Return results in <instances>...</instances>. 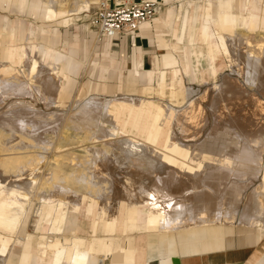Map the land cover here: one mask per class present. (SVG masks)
<instances>
[{
    "label": "bare ground",
    "instance_id": "bare-ground-1",
    "mask_svg": "<svg viewBox=\"0 0 264 264\" xmlns=\"http://www.w3.org/2000/svg\"><path fill=\"white\" fill-rule=\"evenodd\" d=\"M42 1L49 20L68 22L103 0ZM233 15L221 16L216 43L225 70L203 89L161 87L143 138L120 127L104 96L81 88L65 105L59 67L43 64L36 46L26 45L18 66L0 63V264L29 216L36 229L52 207L59 235L85 198L108 231L123 214L126 231L199 239L202 248L249 246L248 264L264 262V31ZM81 246L48 242L55 264H88ZM103 251L111 252L107 242Z\"/></svg>",
    "mask_w": 264,
    "mask_h": 264
},
{
    "label": "crops",
    "instance_id": "crops-1",
    "mask_svg": "<svg viewBox=\"0 0 264 264\" xmlns=\"http://www.w3.org/2000/svg\"><path fill=\"white\" fill-rule=\"evenodd\" d=\"M153 1L159 2L158 15L141 27L135 35V40V36L132 39L124 36L122 41L114 44L112 37H103L101 51L103 58L99 62H94L100 69L96 74V82L89 81L88 87L83 88L92 94L110 99L113 116L120 127L127 129L130 135L140 138L145 137L152 121L153 104L159 101L161 87H169L174 82L194 87L193 83L186 84L187 79L192 82L198 81L205 86L217 79L219 73L225 69L226 60L216 50V43L222 36L219 30L221 16L225 13L247 14L248 29L252 32L264 31V0ZM198 1L202 2L199 6L196 5ZM91 6L84 12H90ZM0 8L7 9L17 16L14 23L8 18L9 15L0 18V63L20 65L23 60L22 51L26 45H34L41 50L39 58L43 64L59 67L62 78L59 98L66 100L72 98L81 89L78 87L76 77L82 64L85 63L76 57V50L63 52L60 49L59 30L48 29L52 24L45 23L49 19L44 2L0 0ZM206 11L210 12V17L216 15L209 18ZM28 12L36 21L40 20L43 24L35 27L27 25L21 16ZM79 15L68 22L63 15L49 21H55L58 25H69ZM86 30L91 40L96 42L98 34L89 29L88 25ZM114 46L120 47V50L114 52ZM194 58L199 60L205 58L208 67L197 70L194 66ZM126 70L127 75L124 73ZM104 72H107L108 76H105ZM116 88L122 92L121 95H116ZM145 100L151 102L150 106L144 107L141 104ZM47 212L45 210L33 232H21L22 227L28 222L21 226L4 264H21L28 241L31 248L27 264H55L58 252L57 249L48 247V242L56 238L60 239L61 245L69 248L74 247L79 241V246L82 245L80 248L85 252L89 251L88 264H101V261L102 264H106L108 259L110 264H152L155 261H158V264H218L222 260H225L226 264H248L250 257L249 246L228 248L217 240L221 243L220 246L202 248L201 245L199 246V239L190 244L189 241L185 242L176 235H171L166 242H162V240L157 241V238L152 237L148 232L126 231L123 214L118 218L119 221L116 222L113 231H108L104 222H98V211L95 213V210H91L89 200H83L79 211L69 214L68 221L59 236L58 233H51L50 230L49 223L53 218L52 207L49 213ZM30 219L32 218L29 216L28 220ZM104 242H107L111 252L103 251ZM18 246L21 247V251L15 253L13 249ZM130 254L133 258L129 256ZM72 257L71 263L75 256ZM194 257L196 260L192 261L191 258ZM130 258L132 260H129ZM62 262L65 264L64 260ZM257 264L264 262L258 261Z\"/></svg>",
    "mask_w": 264,
    "mask_h": 264
},
{
    "label": "rangeland",
    "instance_id": "rangeland-1",
    "mask_svg": "<svg viewBox=\"0 0 264 264\" xmlns=\"http://www.w3.org/2000/svg\"><path fill=\"white\" fill-rule=\"evenodd\" d=\"M202 2L198 1L196 4L199 6ZM96 4L91 6L90 12H82L76 19H74L69 25H58L55 24V21H46L45 23L52 24V26L48 27V29L51 30H59L60 33V49L63 52L70 51L71 49L76 50V57L80 60H82L85 65L82 64V67L79 70V73L77 74V80H78V87L80 88H86L88 87V82L91 81V83L96 82V74L99 73V66L95 65L94 62L100 61L103 58L102 55V44L104 41L103 36H101L98 32V30L92 25L91 30H94V32L98 33V40L96 42H93L88 34V30H86V26L92 22V17L94 15V12L96 10ZM10 21H14L17 19V16L13 13H10L7 9H1L0 8V18L4 16H8ZM27 25H33L40 26L43 24L42 21H36L34 19V16L31 15L30 12L23 14L21 16ZM169 38V37H168ZM120 41H114V44L119 43ZM114 52H118L120 50V47L114 46L113 47ZM157 49V48H155ZM194 66L198 69H203L208 67V63L206 62L205 58H194ZM225 70V69H224ZM223 70V71H224ZM125 75L128 74L127 70L124 72ZM105 76H108L107 72H104ZM112 82V81H111ZM187 84H192L196 89L198 88H204V85H202L200 82H192L191 80H186ZM115 93L121 95V91H119L118 88L115 89ZM75 95H78V91ZM69 104V99L67 102H65V105ZM84 200H89L88 198H85ZM91 210L96 211V204L91 203ZM35 207V206H34ZM32 211V210H31ZM121 219V218H120ZM87 228V227H86ZM33 219H30L29 222L22 227L21 232L29 231L33 232ZM15 253H19L21 251V247H15L13 249ZM224 254L223 252H220ZM252 253H250L251 256ZM192 261L196 260V257L191 258ZM106 264H110V259L106 260ZM152 264H158V261L153 262ZM218 264H226L225 260L220 261Z\"/></svg>",
    "mask_w": 264,
    "mask_h": 264
},
{
    "label": "built area",
    "instance_id": "built-area-1",
    "mask_svg": "<svg viewBox=\"0 0 264 264\" xmlns=\"http://www.w3.org/2000/svg\"><path fill=\"white\" fill-rule=\"evenodd\" d=\"M158 9L159 2L152 0H132L127 3L103 0L96 6L92 25L102 36L112 37L114 41H122L124 36L132 39L142 24L158 15Z\"/></svg>",
    "mask_w": 264,
    "mask_h": 264
}]
</instances>
